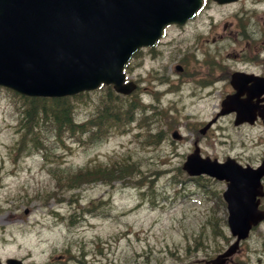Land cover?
<instances>
[{"label":"rangeland","instance_id":"1","mask_svg":"<svg viewBox=\"0 0 264 264\" xmlns=\"http://www.w3.org/2000/svg\"><path fill=\"white\" fill-rule=\"evenodd\" d=\"M228 10L229 6L209 8L211 13L224 12L220 15L223 18L228 17ZM196 22L193 19L185 27L169 28L163 39L167 41L155 49L159 56L146 60L144 68L138 70L135 62L129 61L127 78L141 70L144 84L164 89L166 85H160L156 76L148 75L149 70L156 73L155 68L167 70L171 73L169 83H175L177 75L169 54L183 57L185 53L189 64L202 62L207 56L218 61L216 48L207 44L200 48L204 57L193 55L199 33L209 30L205 25L196 27ZM183 82L195 86L197 94L189 96L194 102L184 95L186 84L166 96L178 101L180 127L191 136L197 126L194 118L201 126L202 120L214 115L212 108L219 93L211 87L207 94L191 80ZM222 85L220 82L217 87ZM102 92L67 101L83 120L105 97ZM200 93L205 96L199 97ZM19 117L7 91L0 89V259L14 256L24 264H205L233 240L221 198L225 181L177 172L189 140L148 147L141 133H134L137 129L125 128L120 122L93 143H89L90 132L89 136L61 132L62 141L55 139L54 151L50 147L36 151L18 126ZM258 128L234 126L230 115H221L204 139V150L219 157L244 150L255 159L260 153L253 157L255 151H264V128ZM253 139L262 140L261 146L254 145ZM50 141L45 135L44 143ZM173 146H177L176 155L171 152ZM115 160L130 165L133 175L111 184L83 185L73 190L78 192L73 195L77 198L67 200L70 192L63 191L68 185L65 173L84 163ZM52 194L58 198L63 194V200L56 202L54 196L49 197ZM261 205L264 207V198ZM228 264H264V220L241 241Z\"/></svg>","mask_w":264,"mask_h":264},{"label":"water","instance_id":"2","mask_svg":"<svg viewBox=\"0 0 264 264\" xmlns=\"http://www.w3.org/2000/svg\"><path fill=\"white\" fill-rule=\"evenodd\" d=\"M201 0H0V84L30 95L60 96L90 88L101 81L123 84L122 64L132 51L150 44L162 27L183 21ZM256 170L232 160L202 159L197 153L183 167L191 174L206 172L229 182L228 225L237 239L213 258L220 264L238 240L264 218L258 208L263 194ZM8 264H20L8 258Z\"/></svg>","mask_w":264,"mask_h":264},{"label":"flooded vegetation","instance_id":"3","mask_svg":"<svg viewBox=\"0 0 264 264\" xmlns=\"http://www.w3.org/2000/svg\"><path fill=\"white\" fill-rule=\"evenodd\" d=\"M212 6H229L228 17L220 16L224 12L211 13L209 8ZM219 16L220 18H217ZM193 19L197 20L196 27L199 25L209 27L206 33H199L200 40L198 45H194L196 51L193 55L196 59L204 57L200 48L207 44L216 48L218 61L207 56L202 62L189 64L187 54L183 53V57L169 54V58L174 61L173 70L177 71L176 82L191 80L206 89L213 87L212 92L219 93L217 102L213 104V114H218L222 109L221 101L226 95H233L226 115H230L232 120L238 113L254 115L252 123L243 121L234 125L264 128V118L261 117L264 113V0H236L227 3L203 0L193 18L188 19L180 27H185ZM150 49L142 48L134 54L137 66L145 61ZM134 77L138 79L137 74H134ZM219 82L224 84L217 87ZM212 125L206 129V134ZM205 138L206 136H195L194 140H200L201 147H204ZM201 153L203 154L202 151ZM232 156L244 163H254V160H258L254 163L257 165L264 159V151H261L258 157H254L255 159L246 155L244 150ZM231 260L229 259L228 263Z\"/></svg>","mask_w":264,"mask_h":264},{"label":"trees","instance_id":"4","mask_svg":"<svg viewBox=\"0 0 264 264\" xmlns=\"http://www.w3.org/2000/svg\"><path fill=\"white\" fill-rule=\"evenodd\" d=\"M6 90L13 101L15 108L20 113L18 126L24 129L23 134L28 135L29 143H31L35 149L42 151L44 148L50 147L54 151L55 139H60L59 133L66 132V130H83L82 125H74L72 122L70 116L71 110L66 104L62 103V101H64L63 98L44 99L42 97L21 95L9 89ZM105 104L106 106L109 105L108 103ZM106 113V110L100 112L95 120L96 125L101 123V120L105 118L104 116H106ZM106 120L104 121L106 122ZM48 122L50 125L45 127ZM76 126L78 128H75ZM45 135L51 137L50 142L44 143ZM131 171L132 169L128 164L113 163L111 166H98L91 168L87 170L86 174L89 175L90 179L100 178L107 180L123 177ZM68 177L70 182L77 180L76 176Z\"/></svg>","mask_w":264,"mask_h":264}]
</instances>
